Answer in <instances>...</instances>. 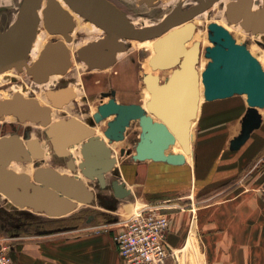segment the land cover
<instances>
[{
	"label": "water",
	"instance_id": "1",
	"mask_svg": "<svg viewBox=\"0 0 264 264\" xmlns=\"http://www.w3.org/2000/svg\"><path fill=\"white\" fill-rule=\"evenodd\" d=\"M46 4L44 5V2ZM157 0H140L149 6ZM220 0H195L186 5L182 0L158 23L137 26L128 15L111 0H23L17 18L6 28H0V73L16 68L31 76L37 83H46L52 75L66 74L73 64L68 43L73 40L76 21L65 2L74 12L105 30V35L81 45L78 57L90 69H105L118 61L120 52L126 51L127 39L154 40L155 54L150 58L153 71L173 69L169 79L162 81L156 73L144 76L151 97L146 107L139 103H119L115 98L99 106L102 116L115 115L105 129L111 141L126 137V129L133 120H139L143 134L134 158L137 160L166 161L180 165L192 153L193 120L201 105V82L205 100L225 99L236 94L247 96L250 106L241 133L232 139L233 149H240L263 122L260 109L264 108V67L246 45L237 42L224 25L211 22L209 38L213 45L206 48L210 59L200 71L201 42L191 41L196 32V16ZM256 0H231L226 4L229 22H239L248 32L264 34V1L255 9ZM63 38L45 43L39 56L31 61L33 44L39 26ZM50 104L37 98L14 93L0 98V118L13 115L20 121L39 122L46 127L52 139L54 152L60 157L71 154V148L80 144L83 159L79 162L85 177L102 183L106 173L118 164V157L107 141L97 135V129L82 119L71 116L53 121L54 108H61L76 97L70 85L49 89ZM176 142L184 153H168ZM125 149H122L124 154ZM44 150L37 137L24 139L20 135L0 136V192L22 206H30L48 216L62 217L75 211L80 203H91L95 192L82 177L63 173L52 166L37 167L31 174L17 171L11 164L15 160L32 162L43 158ZM75 170L73 161H68ZM114 194L127 197L131 190L118 179L112 181Z\"/></svg>",
	"mask_w": 264,
	"mask_h": 264
},
{
	"label": "crops",
	"instance_id": "2",
	"mask_svg": "<svg viewBox=\"0 0 264 264\" xmlns=\"http://www.w3.org/2000/svg\"><path fill=\"white\" fill-rule=\"evenodd\" d=\"M146 94L145 107L148 89ZM245 102L233 96L202 99L195 137L196 121L192 128V153L183 164L134 157L122 161L119 181L131 190L128 201H115L120 198L114 191L92 189L101 205L114 203L107 214L98 212L106 222L91 216L86 223L48 228L33 220L25 228L15 219L20 213L5 211L0 199V234L12 228L15 264H125L115 235L124 225L121 211L130 213L138 203L164 205L172 253L167 264H264V130L253 131L240 149L230 148L240 133ZM170 152L184 149L176 142Z\"/></svg>",
	"mask_w": 264,
	"mask_h": 264
},
{
	"label": "rangeland",
	"instance_id": "3",
	"mask_svg": "<svg viewBox=\"0 0 264 264\" xmlns=\"http://www.w3.org/2000/svg\"><path fill=\"white\" fill-rule=\"evenodd\" d=\"M23 0H0V7H4L5 10H0V28L6 29L18 16L20 5ZM117 4L127 15L134 21L137 26L154 24L161 21L166 14L172 11L180 1L182 0H157L155 4L149 6L147 3H140V0H111ZM231 0H220L216 2L211 8L205 12L199 14L194 18L196 23V32L193 39L190 41V45L195 41L201 42V56L199 62V69H205L210 59L206 56V48L212 46L213 43L209 38L210 29L209 24L211 22H217L224 25L233 34L238 43L246 45L249 50L259 59L264 67V34H253L246 31L239 22L231 23L226 17V4ZM264 0H256L255 9H258L263 4ZM187 5H192L195 0H186ZM77 13V12H76ZM80 15L79 13H77ZM81 16V15H80ZM79 21L76 20L77 26L89 23L83 16ZM92 23V22H91ZM94 24V23H93ZM96 24H94L95 26ZM98 27L97 32L92 34H84L80 30L73 31V44L79 48L81 45L86 44L92 40H97L105 35V30ZM39 34L44 42L49 40H56L60 35L51 34L43 24L39 26ZM47 34V36H46ZM45 42V43H46ZM137 39H127L126 43L128 49L120 52L118 55V61L111 67L105 69H90L89 66L78 57L77 48L72 51L73 64L66 74H60L59 79L53 84H45V90L41 87L34 89V83L31 76L24 71H19L16 68L11 69L9 74H0V98H9L14 93H22L25 96H31L37 98L42 104H47V92L49 89H57L64 86H72L76 92V97L70 104L65 105L63 108L55 109V120L60 118H69L76 116L89 125L97 128V135L105 138L104 131L108 127V123L115 118V115L104 117L99 112V106L107 102L110 98H115L119 103H139L145 105L147 100L146 85L144 82V76L149 72L156 73L161 76L162 81H166L168 75L161 70L153 71L148 60L155 54L151 45H146ZM192 43V44H191ZM36 51H38L36 49ZM35 51V52H36ZM84 64V65H83ZM83 66V67H82ZM15 72V73H14ZM18 75V76H14ZM55 76V75H54ZM53 76V77H54ZM233 98L239 100L246 99L245 102V114L242 117L244 121L250 106L247 102V96L244 94H236ZM260 113L263 118L262 126L255 130V134L264 130V108L260 109ZM199 125V118L194 125V137L195 130ZM126 137L118 145L114 141L110 142L119 159L116 167L110 172L106 173L105 180L102 183L98 179H91L85 177L78 163L83 159L80 152L81 146L71 148V154L67 157L58 156L52 147V139L46 133V127L42 126L39 122L33 121H20L13 115H3L0 118V136L17 134L26 139L37 137L44 143V157L35 159L32 162L24 160H15L12 162L11 167L17 171H27L33 173L37 167L40 166H52L57 168L63 173H68L73 176L83 177L87 180L91 189H95L99 194L102 190L113 193L112 181L121 178L122 161L131 159L136 152V145L143 134L139 120H133L128 126ZM239 133V134H240ZM238 134V135H239ZM193 137V138H194ZM110 140V139H109ZM48 148V150H46ZM121 148H126V153L121 152ZM230 148L232 149L231 142ZM233 151V149H232ZM79 153V157L77 156ZM72 160L75 170H72L68 166V161ZM121 161V162H120ZM106 187V188H103ZM0 199L2 208L5 211H18L20 215L15 219L19 221V225L25 228L28 222L35 220L37 224L48 228H56L64 225H74L77 222L79 224L90 221L91 216L94 217L97 222H106L107 217L99 215L98 212L106 213L107 206L114 207V203L109 205H101L100 201L94 199L91 203H80L78 208L72 213L62 217H49L45 212L36 211L30 206L18 205L8 198L6 195L0 192ZM128 201L129 198H123L115 201ZM146 206L143 203H138L137 208L133 209L130 213L128 211H121L123 218H129L134 213L144 209ZM107 214V213H106ZM110 217V215H109ZM3 236H13L12 228L4 229Z\"/></svg>",
	"mask_w": 264,
	"mask_h": 264
},
{
	"label": "built area",
	"instance_id": "4",
	"mask_svg": "<svg viewBox=\"0 0 264 264\" xmlns=\"http://www.w3.org/2000/svg\"><path fill=\"white\" fill-rule=\"evenodd\" d=\"M163 207L146 206L125 219L115 235L125 264H167L172 255L167 240L170 219ZM13 241L14 237L0 234V264H15Z\"/></svg>",
	"mask_w": 264,
	"mask_h": 264
},
{
	"label": "bare ground",
	"instance_id": "5",
	"mask_svg": "<svg viewBox=\"0 0 264 264\" xmlns=\"http://www.w3.org/2000/svg\"><path fill=\"white\" fill-rule=\"evenodd\" d=\"M46 4V1L44 2V5ZM63 5L67 8V9H69L70 10V12L73 14V16H74V19H75V21L77 20V21H79L80 19H82L81 17L82 16H80V15H78L76 12H74L65 2H63ZM186 5H187V3H186ZM185 5V6H186ZM41 24H43L44 25V23L43 22H41ZM40 24V25H41ZM75 30L77 31V30H80L82 33H84V34H92V33H95V32H97V30H98V27H96V25L94 26V24L93 23H91V22H89V23H86V24H84V25H78L77 26V23H76V27H75ZM74 30V31H75ZM46 36H47V34H46ZM60 37H62L63 38V36H61L60 35ZM147 42H142V44H146V45H151L152 47H153V43H154V40H146ZM46 42V41H45ZM45 42H44V40H42L41 39V34H39L38 33V36H37V38H36V40H35V42H34V44H33V49H32V51H31V54H30V57H31V61H34L38 56H39V53H40V51L42 50V48H43V46L45 45ZM74 42H73V40L70 42V43H68V46L70 47V49H72V51H74V49H76L77 48V46L75 45V44H73ZM192 44V43H191ZM188 46H191L190 45V41L188 42V44H187ZM36 49L38 50V51H36ZM78 49V48H77ZM154 49V48H153ZM36 51V52H35ZM148 64H150V59L148 60ZM84 65V64H83ZM83 67V66H82ZM12 69H15V68H12ZM203 70V68H201L200 69V71H202ZM161 71H163V73H165L166 74V76L168 75V76H170L171 75V73H172V71H173V69H167V70H161ZM11 72V69H9V70H6L5 72H2V73H5V74H9ZM2 73H0V74H2ZM15 73V72H14ZM14 76H18V75H14ZM54 75H52L51 76V78H50V80L48 81V82H46V83H37V82H35L34 83V89H37L38 87H41V89L42 90H45V88H44V85L45 84H53V83H55V81H57V79H59V77H60V74H55V76L53 77ZM203 90H204V85H203V83L201 82V100L202 99H204L205 97H204V95H203ZM149 91V90H148ZM150 92V91H149ZM46 98H47V95L45 96ZM150 97H151V92H150ZM73 100V99H72ZM72 100L68 103V104H70L71 102H72ZM46 102H49V103H47V104H50L51 103V101H50V99L49 98H47V100H46ZM42 103V102H41ZM65 105H67V104H65ZM64 105V106H65ZM63 106V107H64ZM63 107H61V108H63ZM55 109H59V108H54L53 109V112H52V117H53V121H56L55 119H54V116L56 115V112L54 111ZM195 121H196V118L193 120V123H195ZM114 142H117V141H114ZM118 142H120V141H118ZM79 145V144H78ZM45 147V146H44ZM112 149V148H111ZM46 150H48V148L46 149ZM125 153V152H124ZM79 166V165H78ZM53 217V216H52Z\"/></svg>",
	"mask_w": 264,
	"mask_h": 264
},
{
	"label": "flooded vegetation",
	"instance_id": "6",
	"mask_svg": "<svg viewBox=\"0 0 264 264\" xmlns=\"http://www.w3.org/2000/svg\"><path fill=\"white\" fill-rule=\"evenodd\" d=\"M0 10H5V8L4 7H0Z\"/></svg>",
	"mask_w": 264,
	"mask_h": 264
}]
</instances>
